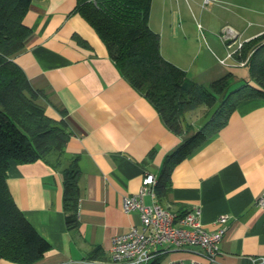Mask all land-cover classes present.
Masks as SVG:
<instances>
[{
	"label": "crops",
	"instance_id": "crops-1",
	"mask_svg": "<svg viewBox=\"0 0 264 264\" xmlns=\"http://www.w3.org/2000/svg\"><path fill=\"white\" fill-rule=\"evenodd\" d=\"M76 3L34 0L23 18L31 35L11 58L42 93L36 103L45 114L63 117L70 130L59 166L54 158L10 160L6 170L15 204L50 246L34 264H114L112 237L140 226L138 212L122 210V198L137 193L149 173L156 179L154 194L145 195L143 202L160 203L155 186L165 160L181 151L210 117V108L200 105L185 114L189 132L177 135L169 129L143 93L121 75L98 34L75 10ZM148 24L159 35L162 57L190 81L207 88L228 77L230 86L238 85L234 88L256 86L248 59L242 67L219 59L227 53L226 29L241 42L264 34V0H215L206 8L201 0H151ZM238 68L247 71L238 74ZM202 107L206 111L196 123L192 114ZM75 157L79 226L70 230L61 172ZM169 178L170 189L160 204L181 213L199 207L206 230H213L216 218L224 215L227 229L213 263L199 247H190L161 254L158 264H253L264 258V207L256 204L264 193V98L240 102L224 127L177 162Z\"/></svg>",
	"mask_w": 264,
	"mask_h": 264
},
{
	"label": "trees",
	"instance_id": "trees-1",
	"mask_svg": "<svg viewBox=\"0 0 264 264\" xmlns=\"http://www.w3.org/2000/svg\"><path fill=\"white\" fill-rule=\"evenodd\" d=\"M33 1L0 0V260L17 264H34L50 246L15 204L6 182L8 163L54 158L59 166L70 136L63 117H48L36 103L42 93L30 86L11 59L31 35L23 18ZM150 6L151 0H77L75 10L98 34L121 75L143 93L175 134L192 129L186 112L200 105L213 108L208 120L187 138L185 147L165 160L155 186L161 203L170 189L173 166L219 132L240 102L264 98V34L244 42L238 55L239 59L249 56L250 77L256 86L246 83L233 89L224 77L206 88L190 81L183 70L162 57L159 35L148 24ZM77 160L73 158L61 172L65 224L70 230L79 226ZM159 259L157 256L147 264H158Z\"/></svg>",
	"mask_w": 264,
	"mask_h": 264
},
{
	"label": "built area",
	"instance_id": "built-area-1",
	"mask_svg": "<svg viewBox=\"0 0 264 264\" xmlns=\"http://www.w3.org/2000/svg\"><path fill=\"white\" fill-rule=\"evenodd\" d=\"M215 0H201L203 7ZM197 27L200 29V25ZM227 41V53L219 62L227 64L234 61L233 66L242 67L247 63L239 59L240 49L244 42L238 41L236 33L226 29L222 37ZM155 176L144 173L137 193L122 198V210L125 213L136 211L139 214L140 226H132L127 232L117 234L111 239L110 256L114 264H147L153 258L169 251H183L190 247H199L203 256L211 263L220 252V242L226 233L227 217L220 215L214 221L215 228L206 230L199 221L201 210L193 206L184 212H178L158 202L146 205L143 197L154 194ZM256 204L264 207V193ZM170 264H183L172 261ZM190 264H201L191 260ZM253 264H264V258L253 260Z\"/></svg>",
	"mask_w": 264,
	"mask_h": 264
},
{
	"label": "rangeland",
	"instance_id": "rangeland-1",
	"mask_svg": "<svg viewBox=\"0 0 264 264\" xmlns=\"http://www.w3.org/2000/svg\"><path fill=\"white\" fill-rule=\"evenodd\" d=\"M239 41V40H238ZM249 68H247V70H248ZM246 70V68H238L237 69V71H235V72H238V74H241L242 72H245V71H247ZM240 80V79H239ZM236 84H238V83H236ZM236 86H238V85H234V86H231V88H234V87H236ZM196 112H194V114H192V117L191 118H196V123L201 119V118H203V114H204V112L206 111V108L205 107H202L201 109H199V110H195ZM212 111H213V109H210L209 110V112H208V114L210 115L211 113H212ZM190 118V119H191Z\"/></svg>",
	"mask_w": 264,
	"mask_h": 264
}]
</instances>
